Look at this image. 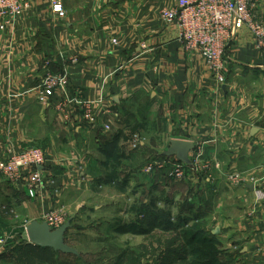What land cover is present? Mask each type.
Returning a JSON list of instances; mask_svg holds the SVG:
<instances>
[{
    "label": "crops",
    "instance_id": "obj_1",
    "mask_svg": "<svg viewBox=\"0 0 264 264\" xmlns=\"http://www.w3.org/2000/svg\"><path fill=\"white\" fill-rule=\"evenodd\" d=\"M60 1L63 17L52 12L49 0H24L21 15L0 29V217L2 210L14 212L8 221L0 220V229L20 231L22 224L42 222L47 210L69 219L108 212L118 221L132 210L131 204L124 213L122 198L131 185L140 184L132 171L140 156L152 151L159 157L171 140H183L194 145L192 157L201 155V168L181 182L152 177L155 185L147 190L152 227L160 219L154 207L172 205L181 222L199 224L200 236L224 243L230 255L239 252L229 264H264V201L257 202L246 189L264 173V52L254 47L249 30L239 29L231 40L225 82L219 84L199 54L184 51L176 25L161 20L174 0ZM255 13L264 23V0ZM63 73L65 95L57 91L45 98L42 81ZM73 100L92 104L95 123L84 120L83 107ZM139 130L147 141L144 137L132 151L130 141ZM29 147L47 158L34 197L27 193L25 173L17 183L1 173L10 155ZM98 148L122 157L128 172L122 188L102 180L106 166L100 168L92 153ZM130 196L135 202L138 192ZM7 204L15 208L6 209ZM132 207L137 220L141 207ZM121 227L108 226L115 246L123 243L120 232L133 229ZM95 229L85 234L98 247ZM25 246L30 254H57ZM1 252L0 264H6ZM172 262L178 261L164 256V263Z\"/></svg>",
    "mask_w": 264,
    "mask_h": 264
},
{
    "label": "rangeland",
    "instance_id": "obj_2",
    "mask_svg": "<svg viewBox=\"0 0 264 264\" xmlns=\"http://www.w3.org/2000/svg\"><path fill=\"white\" fill-rule=\"evenodd\" d=\"M254 19L256 22L264 25V23H261L256 19V13H254ZM136 134L137 135L135 137L132 136L133 134L130 135V139L133 137V139L130 141V145L135 141L140 142L142 139H144V137L145 141H147V134L141 132V130H139ZM194 150L191 152V155ZM92 153L94 154V161H99L98 164L100 168L101 166H106L105 170L102 169V180L109 183H113V181L117 182L118 186L122 188L127 182L128 174V172H126L127 168L124 166L122 167V157L118 154H115V151L112 152V149H92ZM158 159L159 158L157 154L155 152L152 153L151 151L147 155L140 156L139 163L136 165V167L139 166L138 169L136 167L132 168V171H135L136 174H139L141 180H139V185H131L134 187L130 188L132 190H125V193L127 194L124 198H122L125 203L124 213L128 211L129 205L132 204L130 206V210H132L129 211V215L124 217L119 216L118 221L115 220V216L111 215L110 213L108 214V212H103L102 214L96 216V218L87 217L85 219L80 218L79 216L69 219L67 215H63L66 223L70 224V228L65 235V242L68 246L74 248L78 252L79 256L75 257L60 253L53 254L51 251L44 254L42 252L30 254L32 252L30 250H26L25 248V245L28 244L24 229L26 224H22L23 227H21L20 231H16L17 229L11 231L10 227L6 225L3 227L1 226L0 229V242L3 243V245L0 247V250H2L1 253L4 254L3 256L6 257L5 263L37 264L39 263L38 260L41 259L42 264H118V259L122 255L124 257L121 264H229L233 260L232 255L237 257L239 252L235 250V254L230 255L227 253L225 247L226 245H224V243H212V239L209 240L207 235H202L205 238L200 236V231L198 228L199 224L194 222L193 224H187L185 221L181 222V218H179L177 213L178 209L177 212H175L177 214L173 216L174 212L171 210L172 205L164 207L162 204L160 205L161 208L158 209L154 207L156 212L159 214L156 215L160 219L159 222H157L155 226L152 227V194L147 192V190L152 189V184H154L152 182V177L157 175L164 179V181L173 179L162 175L160 172H158V170L154 171L150 175H145L142 172L145 164L149 162L152 163V161ZM199 161L201 168V158H199ZM111 169H113V172H109L108 174V171ZM125 179L126 182L124 181ZM263 182L264 173L262 179L251 183V185H247L246 189L251 186L252 190L250 191H252L254 194L255 190L263 189ZM150 185L151 187L148 188ZM160 187L161 189L164 188L163 185H160ZM116 190L120 189L116 188ZM120 192L124 193V190H120ZM134 192H138V196H136L134 200L135 202H132V200H128V197L130 198V194ZM254 199L257 202L264 201V194L263 197L259 199H256V196L254 195ZM133 205L137 206V208L141 207L137 220L134 219L135 214H133ZM0 207H3L2 203L0 204ZM8 208L15 207H13V204H7L6 209ZM163 210H165L166 213H164ZM2 211L3 212H1L2 215L0 217V220L2 221H8V216L13 217L14 215V212L11 210L8 212H6V210ZM166 222H168L171 227H169ZM114 223L121 225L122 230H126V227L129 225L133 226V229L129 230L128 234L121 232L119 233L120 235L117 238L122 239L123 241V243H119V246L112 244L111 241L115 240L116 237L113 236V233L108 231V226ZM95 226L99 228L95 229L96 236L94 238L95 240L98 239L101 242L100 246L98 247L92 246L89 243L91 242L89 241L90 238L86 239L85 234L86 230H89ZM155 227L159 229H157V232H152V229ZM164 228L165 231H162ZM159 255L161 256V259H158ZM30 256H32L34 259H32ZM164 256L173 258L175 257V261L178 262L164 263Z\"/></svg>",
    "mask_w": 264,
    "mask_h": 264
},
{
    "label": "built area",
    "instance_id": "obj_3",
    "mask_svg": "<svg viewBox=\"0 0 264 264\" xmlns=\"http://www.w3.org/2000/svg\"><path fill=\"white\" fill-rule=\"evenodd\" d=\"M52 12L59 17L64 16V9L60 0H49ZM259 0H174V5L164 9L161 20L165 23H174L177 27V39L187 53L199 54L213 77L219 84L224 83L227 69L225 58L226 48L236 32L246 27L251 33L255 48L264 52V25L255 21ZM25 9L24 0H0V19L3 20L0 29L20 16ZM116 45L115 40L112 41ZM45 98H52L57 91L61 95L66 93V74L47 76L39 87ZM75 105L83 107L84 120L95 123L96 116L92 111V104L73 100ZM59 108V105L57 107ZM62 108V106H61ZM105 131L109 127H104ZM141 141L134 142L130 149L135 151ZM201 155L198 153L189 159L191 167L178 162L175 158H163L145 164L143 173L150 175L158 170L162 175L173 178L174 181H186L194 177L200 170ZM47 158L38 148H27L10 155L2 167L3 177L17 183L19 177L25 173L27 180L25 187L29 197L35 196V188L41 183L42 169ZM264 184V182H263ZM263 189L254 191L256 199L263 197ZM50 230H57L66 223L63 214L54 210H47L41 216Z\"/></svg>",
    "mask_w": 264,
    "mask_h": 264
},
{
    "label": "water",
    "instance_id": "obj_4",
    "mask_svg": "<svg viewBox=\"0 0 264 264\" xmlns=\"http://www.w3.org/2000/svg\"><path fill=\"white\" fill-rule=\"evenodd\" d=\"M257 132L256 128H252L250 134L254 135ZM194 150V145L189 141L183 140H171L169 147L163 152L165 158H175L178 162L191 166L189 160V154ZM39 170L42 167L38 168ZM252 190V187H248ZM70 228L69 223H65L57 230H50L49 226L45 222L31 221L25 227V234L28 240V244L41 248L51 249L56 253L63 255L79 256L78 252L68 246L65 242V235ZM215 231L213 234H217Z\"/></svg>",
    "mask_w": 264,
    "mask_h": 264
},
{
    "label": "trees",
    "instance_id": "obj_5",
    "mask_svg": "<svg viewBox=\"0 0 264 264\" xmlns=\"http://www.w3.org/2000/svg\"><path fill=\"white\" fill-rule=\"evenodd\" d=\"M159 159H163V158H165L162 154L161 155H159V157H158ZM167 223V225L169 226V227H171V225L168 223V222H166ZM165 229V228H164ZM30 245V244H29ZM35 247V246H34ZM38 248V247H37Z\"/></svg>",
    "mask_w": 264,
    "mask_h": 264
}]
</instances>
